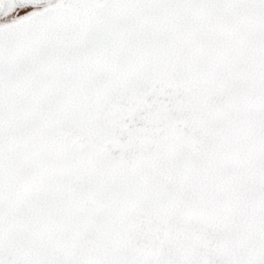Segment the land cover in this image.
Wrapping results in <instances>:
<instances>
[{
	"label": "snow or ice",
	"instance_id": "snow-or-ice-1",
	"mask_svg": "<svg viewBox=\"0 0 264 264\" xmlns=\"http://www.w3.org/2000/svg\"><path fill=\"white\" fill-rule=\"evenodd\" d=\"M0 264H264V0H0Z\"/></svg>",
	"mask_w": 264,
	"mask_h": 264
}]
</instances>
